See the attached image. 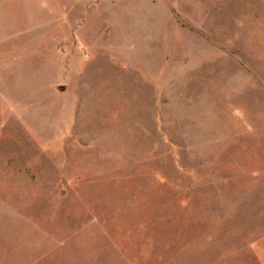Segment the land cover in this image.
<instances>
[{
    "label": "rangeland",
    "instance_id": "rangeland-1",
    "mask_svg": "<svg viewBox=\"0 0 264 264\" xmlns=\"http://www.w3.org/2000/svg\"><path fill=\"white\" fill-rule=\"evenodd\" d=\"M0 264H264V0H0Z\"/></svg>",
    "mask_w": 264,
    "mask_h": 264
}]
</instances>
